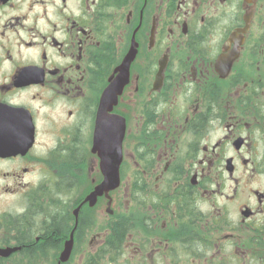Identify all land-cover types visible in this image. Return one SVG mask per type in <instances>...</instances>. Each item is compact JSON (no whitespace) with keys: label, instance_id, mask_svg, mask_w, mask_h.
I'll use <instances>...</instances> for the list:
<instances>
[{"label":"flooded vegetation","instance_id":"flooded-vegetation-1","mask_svg":"<svg viewBox=\"0 0 264 264\" xmlns=\"http://www.w3.org/2000/svg\"><path fill=\"white\" fill-rule=\"evenodd\" d=\"M0 264H264V0H0Z\"/></svg>","mask_w":264,"mask_h":264},{"label":"water","instance_id":"water-1","mask_svg":"<svg viewBox=\"0 0 264 264\" xmlns=\"http://www.w3.org/2000/svg\"><path fill=\"white\" fill-rule=\"evenodd\" d=\"M105 98V97H104ZM104 98H103V100H104ZM102 109H104V107L102 106ZM101 117H104V115L103 116H101ZM114 131V133H115V137H114V139H113V143H114V145L112 146L113 147V149L115 148V149H117L118 148V153H119V148H120V146H121V143H122V140H123V137H124V127H122V130H119L118 128L117 129H114L113 130ZM117 182H119L118 181V178H117ZM118 186V183H117V185L115 186V187H117ZM114 187V188H115ZM69 253V252H68ZM64 261L66 260V259H63Z\"/></svg>","mask_w":264,"mask_h":264},{"label":"trees","instance_id":"trees-1","mask_svg":"<svg viewBox=\"0 0 264 264\" xmlns=\"http://www.w3.org/2000/svg\"><path fill=\"white\" fill-rule=\"evenodd\" d=\"M118 232H120V233H121V230L119 229V230H118Z\"/></svg>","mask_w":264,"mask_h":264}]
</instances>
